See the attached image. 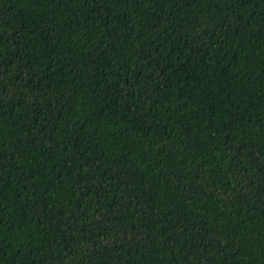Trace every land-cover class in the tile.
<instances>
[{"label": "trees", "instance_id": "obj_1", "mask_svg": "<svg viewBox=\"0 0 264 264\" xmlns=\"http://www.w3.org/2000/svg\"><path fill=\"white\" fill-rule=\"evenodd\" d=\"M0 264H264V0H0Z\"/></svg>", "mask_w": 264, "mask_h": 264}]
</instances>
